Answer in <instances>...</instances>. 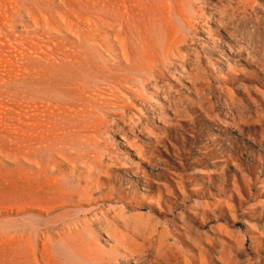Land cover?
Returning a JSON list of instances; mask_svg holds the SVG:
<instances>
[{"label": "rangeland", "instance_id": "1", "mask_svg": "<svg viewBox=\"0 0 264 264\" xmlns=\"http://www.w3.org/2000/svg\"><path fill=\"white\" fill-rule=\"evenodd\" d=\"M237 4L222 0L211 5L212 15L227 21L241 58L249 62L232 61L228 71L222 57L231 54L223 39L206 45L196 36L190 45L193 54L179 71L146 87L148 92L156 86L159 92L141 104V134L128 115L111 114L93 133L92 144L63 150L74 163L67 158L61 169L50 164L53 176L67 178L66 187L105 181L100 192L87 189L96 204L87 205L82 197V204L65 209L108 217L109 222H93L102 242L109 226L123 234L126 248L109 252L112 264H264V10L251 17L238 10L233 15ZM2 118L0 198L7 199L16 183L23 186L21 193L28 191L29 162L37 157L25 151L31 147L27 141L19 151L23 135L3 129ZM125 130L137 134L145 160L120 152ZM83 150L89 155L76 157ZM25 216H17L13 205L0 204V228H11ZM139 216L142 225L136 227ZM47 221L40 217L26 223L46 233L59 230L47 227Z\"/></svg>", "mask_w": 264, "mask_h": 264}, {"label": "bare ground", "instance_id": "2", "mask_svg": "<svg viewBox=\"0 0 264 264\" xmlns=\"http://www.w3.org/2000/svg\"><path fill=\"white\" fill-rule=\"evenodd\" d=\"M219 2L222 0H0L1 127L22 134L19 151L27 141L31 147L25 151L37 157L29 162L28 191L21 193L23 186L16 183L10 197L0 198L1 207L13 205L17 216L26 214L11 228H0V264H112L109 252L126 248V238L111 226L104 242L100 240L93 222H109L103 213L65 209L69 204H82V197L87 205L96 204L93 192L87 189L100 192L105 181L80 189L79 184L66 187L67 178L53 176L50 164L61 169L67 158L74 163L75 158L63 150L92 144L93 133L111 114L128 115L141 134V104L159 92L156 86L148 92L146 87L179 71L196 36L206 45L223 39L221 43L231 54L222 57L228 71L233 70L232 61L249 62L241 58L227 21L212 15L211 5L217 7ZM237 3L233 15L238 10L251 17L259 8L264 10V0ZM205 5H209L208 13ZM191 86L199 90L195 83ZM7 120L12 122L5 123ZM120 135L124 156L146 159L135 132L125 130ZM86 155L84 150L76 153V157ZM96 158L97 154L91 156ZM40 217L48 220L47 227L59 230L46 233L26 223ZM141 223L139 216L136 227Z\"/></svg>", "mask_w": 264, "mask_h": 264}]
</instances>
